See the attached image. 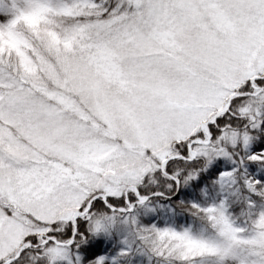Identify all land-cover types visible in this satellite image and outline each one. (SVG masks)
Segmentation results:
<instances>
[{
	"label": "snow or ice",
	"instance_id": "snow-or-ice-1",
	"mask_svg": "<svg viewBox=\"0 0 264 264\" xmlns=\"http://www.w3.org/2000/svg\"><path fill=\"white\" fill-rule=\"evenodd\" d=\"M0 264H264V0H0Z\"/></svg>",
	"mask_w": 264,
	"mask_h": 264
}]
</instances>
